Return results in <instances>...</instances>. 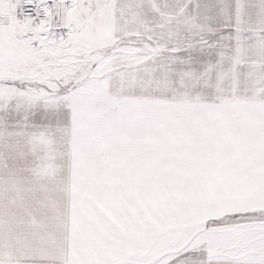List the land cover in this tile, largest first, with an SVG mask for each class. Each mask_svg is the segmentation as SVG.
I'll return each mask as SVG.
<instances>
[{
  "label": "snow or ice",
  "instance_id": "snow-or-ice-1",
  "mask_svg": "<svg viewBox=\"0 0 264 264\" xmlns=\"http://www.w3.org/2000/svg\"><path fill=\"white\" fill-rule=\"evenodd\" d=\"M0 264H264V0H0Z\"/></svg>",
  "mask_w": 264,
  "mask_h": 264
}]
</instances>
